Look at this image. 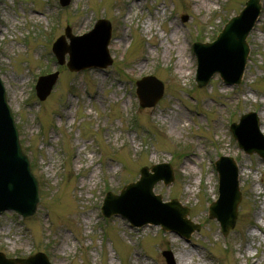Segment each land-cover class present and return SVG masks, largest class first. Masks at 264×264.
Listing matches in <instances>:
<instances>
[{
  "label": "rangeland",
  "instance_id": "374dc122",
  "mask_svg": "<svg viewBox=\"0 0 264 264\" xmlns=\"http://www.w3.org/2000/svg\"><path fill=\"white\" fill-rule=\"evenodd\" d=\"M246 1L72 0L63 7L60 0H0V74L44 182L34 217L0 213V251L14 258L43 251L52 264H167L166 249L176 264H264V158L240 149L230 130L255 111L264 133V0L240 85L216 73L199 88L193 49L197 40L214 41ZM101 17L113 25L112 65L80 72L60 66L51 41L67 25L75 34L85 18L88 32ZM55 70L59 82L40 102L37 78ZM148 74L165 83V92L156 106L141 108L135 82ZM220 155L239 163L242 191L236 225L226 236L208 216L219 197ZM160 162H171L176 178L154 191L190 207V219L201 224L190 240L158 225L137 229L100 211L108 191L119 193L138 180L142 166Z\"/></svg>",
  "mask_w": 264,
  "mask_h": 264
},
{
  "label": "water",
  "instance_id": "95a60500",
  "mask_svg": "<svg viewBox=\"0 0 264 264\" xmlns=\"http://www.w3.org/2000/svg\"><path fill=\"white\" fill-rule=\"evenodd\" d=\"M70 0H62V3L68 4ZM261 5L259 0H249L247 7L243 9L241 15L234 17L225 26L223 33L218 41L213 44H198L196 52L199 57L198 81L202 86L207 83L210 77L216 71H220L223 78L228 83H239L245 69L249 46L246 40L249 32L252 30L257 17L260 14ZM187 18V17H186ZM111 24L109 21L100 20L97 29L100 33L99 52L96 60L90 59L86 63L78 65L75 61H70L71 69H81L91 66H109L112 59L109 58L108 43L111 36ZM93 31L92 33H94ZM69 33V31H68ZM92 33L87 34L90 36ZM85 36V37H87ZM78 38V37H77ZM82 38V37H79ZM200 45V46H199ZM58 46V43L56 44ZM58 49V48H57ZM56 49L61 63L64 62L63 53ZM220 51L227 56V60L217 63L215 54ZM218 55L217 57H220ZM56 73L42 76L37 83V94L41 100H45L52 91L54 84L58 79ZM163 84L155 77H145L138 81L139 98L143 106L154 105L163 95ZM259 118L255 113H249L242 117V121L235 125V136L238 138L241 147L245 148L247 153L257 152L264 157V136L259 130ZM14 119L10 106L7 104L6 91L0 78V211L12 209L17 211L23 217L34 215L40 202L39 182L33 175L29 158L24 154L20 145L19 132L14 125ZM248 126V127H247ZM255 135L262 138V143L253 146L251 137ZM254 137V136H253ZM220 172V191L219 201L212 207V216L218 217L222 222V228L225 233L234 227L237 218V207L241 199V192L238 186V167L231 157H221L217 161ZM156 175L149 174L147 168H143L142 179L127 186L129 191L123 190L120 196L109 194L108 202L105 207V214L110 216L115 213H121L127 217L134 225L141 226L147 222L161 223L164 228L176 229L187 237L199 225H194L185 218L187 210H183L176 201L171 203H162L161 196L153 194L154 184L164 179L169 183L172 178V170L169 165H158L154 167ZM146 188V195L136 197V206L118 205L112 207L113 199H126L136 188ZM134 197V199H135ZM150 201L153 208H161L159 215L150 216L147 213V203ZM174 214L173 220L169 221L166 214ZM179 223V225H178ZM184 227H188L184 229ZM170 264H175L173 254L169 251L164 252ZM50 264L48 257L43 253H38L28 259H5L0 254V264Z\"/></svg>",
  "mask_w": 264,
  "mask_h": 264
},
{
  "label": "bare ground",
  "instance_id": "6f19581e",
  "mask_svg": "<svg viewBox=\"0 0 264 264\" xmlns=\"http://www.w3.org/2000/svg\"><path fill=\"white\" fill-rule=\"evenodd\" d=\"M87 27H88V20L86 21V18H85V19H82V20H80V21H78V22L75 24V30H76V33H77V34H81V33L85 32L86 29H88ZM175 124H177V123H175ZM176 126H177V125H176ZM189 163H191V162L189 161ZM187 167H188V163L186 164V168H187ZM241 172H242V175H246L245 171L241 170ZM186 252H189V251H186ZM184 256H185V253H182V254H181V260H183V257H184Z\"/></svg>",
  "mask_w": 264,
  "mask_h": 264
}]
</instances>
